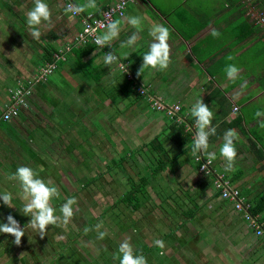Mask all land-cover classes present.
<instances>
[{"label": "crops", "instance_id": "crops-1", "mask_svg": "<svg viewBox=\"0 0 264 264\" xmlns=\"http://www.w3.org/2000/svg\"><path fill=\"white\" fill-rule=\"evenodd\" d=\"M116 1L97 0V9L86 11L100 13L102 9ZM44 2L52 10L53 24L41 27V39L36 41L29 34L27 25V12L34 6L33 0H0V111L8 105L10 93L14 88L28 81L33 85L28 95V103L21 108L19 116L0 124V193L10 192L13 195L14 205L13 208H9L0 198V211L9 208L11 210L8 209L6 215L11 214L13 217L18 216L14 212L23 208L24 201L17 203L19 199L13 192L19 196L22 192L17 188L18 181L8 179L9 175L15 173L20 166H27L33 170L40 168L36 172L39 178L44 177L47 170L54 169L55 166L60 169V161H66L65 159L68 161L69 156L65 151L72 150L69 144L72 136L77 134L74 129L87 127V119L90 117L92 122L95 120L93 115L83 111V106L89 105L97 109V101L101 104L107 102V99H102L96 91L93 92L94 99H90L87 97L88 90L87 92L81 90V94H77L70 88L62 85L57 87L53 82L49 83L48 78L36 79L48 58L47 50H50L49 53L52 55L62 54L65 51L67 59L59 60V65L73 59L69 70L71 75L65 72L66 75H70L73 82L76 80V75L84 74L81 67L75 63L73 56V50L78 49L72 41L81 28L79 17L75 23L69 25L64 13L67 0H44ZM85 2L86 0H75L76 4ZM261 12H263V0H135L129 2L124 15L116 19L139 16L142 19L143 30L137 32L131 25L122 23L120 35L111 42L110 47L133 72L139 83L148 86L152 93L166 103L182 106L180 114L186 125L185 131L190 133V142H184L179 146L172 137L175 135L176 141L179 142L182 135L178 138L175 130L169 129L172 121L166 123L161 117H158L162 120L161 125L147 140L150 141L163 132L166 138L164 146L173 159L166 170L158 173L156 182L166 185L165 179H171L173 184L176 183L175 180L182 178L181 174L195 175V182L201 185V189L196 191L197 195L193 194L194 197L188 198L194 200L199 199L197 198L199 196L200 200L206 202L205 204L211 201H223L225 206H231V214L243 221L242 214L234 209L232 203L219 196L214 186L216 176L198 169V164L192 155L196 126L190 109L202 99L213 111V125L216 126L217 131L215 135L209 137V151L216 154L212 168L217 175L223 176L233 187L238 188L250 203L252 213L257 215L258 219L264 220V128L260 127L264 116H255L257 111H264V37L257 17ZM157 23L170 30L171 63L167 70L145 68L138 76L137 73L143 63L142 56L149 51L153 42L152 37L149 36V29ZM214 30L221 34L218 38L213 37ZM133 34L138 36L136 45L121 48V43ZM67 47H70L69 51L65 50ZM105 53H108L106 47L96 46L95 50L84 59L92 63L98 75L102 76V72L108 71V80L116 81L117 78L118 81L119 76H113L112 72L123 76L122 71L118 65L113 66L111 70L104 64ZM33 54L39 57L37 63H33ZM229 55L234 59L228 60ZM98 57L101 59L97 63ZM229 64H234L240 69L239 77L235 81L229 80L226 75L225 69ZM76 67L80 70L79 74L75 71ZM79 78L84 83V79L81 76ZM91 80L93 79L90 78L88 83L92 86ZM124 80L123 84L118 83L120 99L126 105L124 107L127 108L132 103L138 106L140 101L147 100L145 98L136 101L134 97L127 96L124 84L128 83L132 89L134 84L127 78ZM245 82L247 86L241 87ZM113 93L115 95V92ZM131 97L133 100L130 99ZM69 99L76 101V104ZM80 102L82 109L78 112L76 110ZM74 105L77 108H74ZM235 106L238 108L235 109ZM138 116L136 119H139ZM158 118H152L153 123L157 122ZM143 124L144 119L136 125L131 135H138ZM229 129H235L239 134V140L235 142L237 158L231 169L227 168L226 161L220 156L219 151L223 144L224 133ZM140 145L144 147V141ZM49 151L55 156L49 155ZM63 152L66 154L63 155ZM49 158H56V162L52 163ZM189 159L191 161H188ZM55 169L51 173L52 176L56 171L57 173L60 171ZM163 180L164 182H160ZM165 185L162 187L164 190ZM168 188L170 189L169 186ZM158 192L159 198H167L168 201L179 197L173 196L174 191L170 190L167 193L159 190ZM168 204L166 208L168 212L159 208L158 219L152 227V231L159 233L154 241L163 240L165 248L167 250L171 248L170 251L168 250L169 254L166 253V261L163 264H243L246 258H248L247 264H264V238L255 235L254 229L247 221H244L245 228L242 233L233 228L230 230L231 236H227V231H221L216 224L218 220H214L212 216L213 214L221 216L222 209L216 208L211 203L207 207H201L203 203L200 205L194 203L190 211L187 210L190 216L185 215L187 217L182 228L185 237L178 239L176 232L183 223H180L179 219L177 223L175 210L170 208V202ZM203 209L210 216L198 220L197 211L202 212ZM21 221L23 224L26 222V220ZM202 221L204 224L200 223ZM6 222L7 219L3 223ZM140 223L141 221L138 225H141ZM215 226L217 228H214ZM141 227L145 228V225ZM213 230H220L222 234H215L212 239ZM187 242L193 243V245L189 244L193 257L187 252ZM194 246L203 248L204 253L199 254L202 253L200 250L193 251ZM153 248H158L155 243ZM181 258L186 263H181Z\"/></svg>", "mask_w": 264, "mask_h": 264}, {"label": "rangeland", "instance_id": "rangeland-1", "mask_svg": "<svg viewBox=\"0 0 264 264\" xmlns=\"http://www.w3.org/2000/svg\"><path fill=\"white\" fill-rule=\"evenodd\" d=\"M65 46H67V44H65ZM65 50L69 51L70 47ZM33 57V63H37L39 57L35 56V54H33ZM99 59H101V57L96 59L97 63ZM96 60L94 62H96ZM72 62L73 59L69 60L67 63L58 64L54 73L48 76L47 80L49 83L53 82L57 87L62 85L65 88H70L76 91L77 94H81V90L86 92L88 90L87 97L90 99H94L95 96L93 92L96 91V94L101 96L102 99H107L105 104H101L97 101V109L89 105L83 106L84 112L95 117V120H93L94 124L91 120L92 117H90L87 119V127L75 128L74 131H76L77 134L72 136L69 144L72 150L65 151L67 154L63 152V155L66 154L69 156L68 161L67 159H65L66 161L61 160L59 163L60 169L57 168V166L54 167V169L56 168L55 170H60L59 173L56 171L54 176L51 174L54 169L47 170L44 174V177L47 178L45 181L51 180L61 193L60 197L53 201V206L56 208L57 214H60V206L66 202L67 198H75L77 201V204L73 206L75 215L67 225L58 227L49 226L48 233L43 238L37 235V232L33 231L31 228H26V234L22 238L19 246L14 243L15 238L13 236L0 234V264H119L117 259L120 255L118 249L120 243L125 240L129 241L133 246L135 254H143L147 261L151 260L148 261V264H163L166 261V253L168 255V250L170 251L171 248L168 250L167 248L163 250L153 248L155 236L159 233L152 231V227L155 225V220L158 219L159 208H163V204L161 203L162 199L159 198V194L156 192L158 190L164 191L165 193H167L168 190L172 192L181 190L182 194L180 193V195H187L184 197L179 196L175 201H170L174 202L173 205H175L174 209L177 223L178 219L180 223H183H179L180 231L178 230L176 232L178 239H183V237H185L182 228L187 216H185L183 212L184 210L190 211L193 203H198V205L203 203L201 207H207L211 203V205L216 206V208L222 209V212H220L221 216L216 214L212 216L214 220H218L216 224H218L219 229L223 232L227 231V236H231L230 233L232 232H230V230L233 228L242 233L246 221L248 225L254 229L252 223L254 220H258V216L252 213L249 219L246 209L238 210V212L242 214L244 222L240 220V218H236L232 215L231 206H225L223 201H211L205 204L206 202L200 200L201 197L199 196H197L199 199L194 200L188 198L197 195L198 192L196 191L201 189V185L195 182L196 179L194 177L196 176H191V174H188V176L181 174L182 178L180 180H175L176 183L173 184L171 179H165L166 185L165 183L157 182L148 185L147 191L149 192V196H152V201L148 200L146 209L142 208L141 211H133L122 203L120 197L129 188L127 175L128 171H133L131 165L135 166V169L139 168L141 174L148 175L150 172L149 168L146 166L147 162L144 160L147 156H143L144 153L147 154V148L143 147L140 150L142 147V145H140L141 142H148L147 140L157 131L162 122L158 117L164 118L166 123H169L170 120H168L163 113L152 109L149 103H147V100H145V102L140 101L141 103L139 102L138 106L132 103L127 108L124 107L125 102L121 101L120 92H118L120 90V88H118V83L123 84V81H125L124 78H126L124 72H121L124 77L122 75H117L118 73L116 72H112L113 76H119V80L117 81L116 78V81H111V79L108 80L107 78L109 75L108 71L102 72L101 76L98 75L96 73L97 71L92 67V71H94L93 74L96 73L101 80H91V86L88 83L89 77L81 74L80 76L84 79V83L79 80V75H76L75 83L70 77L71 73L69 72ZM75 71L78 74L80 73L78 67L75 68ZM65 72L70 75H66ZM86 86L89 89L86 88ZM92 87L93 89H91ZM113 92H115V95ZM130 99L133 100L132 97ZM70 101L76 104V101ZM78 106V108L76 105L73 107L77 108V110H75L80 112L82 109L81 102ZM141 111L144 113L142 112V114H140ZM137 116L139 119H136ZM152 118H158L157 122L153 123ZM142 119H144V124L140 130V135H131L136 125L139 124ZM141 135L142 137H140ZM136 143H139V145H135ZM48 154L55 156L53 152L50 151ZM122 156L129 158L126 159V161H124L125 164H123V168L127 171L126 173L124 169L121 171V169L114 167L115 165L112 162V160L119 159ZM193 158L198 164V169H200L199 162L194 156ZM49 159L52 163L53 161L56 162V158ZM188 161L191 160L189 159ZM108 165L112 168L108 169ZM39 170L40 168L34 169L35 172ZM44 177H42V179ZM136 178L139 177L136 176ZM168 180H170V182ZM160 182H164V180ZM163 185H165V190L162 188ZM17 188L22 192L19 184ZM13 193L17 196L16 198L19 199L17 203L23 202L21 196L15 192ZM177 193H179V191H177ZM8 209L0 211L1 223L7 219L8 215H6V213ZM148 211H150V213ZM201 211L202 212L197 211V216L195 215L198 220L200 218L204 220L210 216L205 209ZM14 213L18 215L14 218L18 220L23 228L27 222H29L30 217L24 216L19 209ZM21 220H26L25 224H23ZM139 220L141 221V225H145V228L141 227V225L136 228L137 223L140 222ZM200 223L204 224V221ZM98 224L101 225L99 231L107 232L103 240L98 239V232L95 227ZM85 228L90 229V231L85 233ZM214 228L217 227L215 226ZM220 230H213L214 233L213 235L211 233V238L214 239L212 236H215V234H222ZM187 232H189V230ZM200 233L203 236L205 235L203 232ZM182 242L181 244H183ZM145 243L150 250L145 248ZM189 244L193 245L192 242H187L186 249H188L187 252H189L190 256L193 257ZM199 250L202 251V253H200ZM161 251L164 252V255H160ZM193 251H198L199 254L204 253L203 248L199 249L197 246H194ZM247 259L248 258L244 259L243 264H247ZM184 261L185 260L181 258V263H186Z\"/></svg>", "mask_w": 264, "mask_h": 264}, {"label": "clouds", "instance_id": "clouds-1", "mask_svg": "<svg viewBox=\"0 0 264 264\" xmlns=\"http://www.w3.org/2000/svg\"><path fill=\"white\" fill-rule=\"evenodd\" d=\"M34 6L27 12V25L29 34L34 40L41 39V27L51 26L53 24V13L51 8L44 0H33ZM97 0H86L83 4L69 3L64 8V13L69 25L76 22L77 17L89 9H97ZM122 23H127L137 30H143L142 19L139 16H127L123 20H109L105 25V31L100 35H95V43L100 48L111 47V42L118 38L121 32ZM95 31V30H94ZM213 37L218 38L221 34L214 30ZM149 36L153 42L150 44L149 51L143 57L141 69L137 75L140 76L145 68L164 71L167 70L171 63V47L169 44L170 30L161 24H153L149 29ZM138 36L133 34L126 41L122 42L120 47L135 46ZM95 55V53H94ZM228 60H233L234 57L229 55ZM104 64L112 70L113 66L119 64V57L114 52H108L104 55ZM229 80L235 81L239 77L240 69L229 64L225 69ZM246 82L241 87H246ZM20 93L18 92L17 95ZM192 117L195 118L196 135L193 140L192 155L197 159H201V155L206 157L207 164L203 165L207 169L208 165L216 159V154L209 151V137L216 134L217 128L213 125L214 113L202 99L192 105L190 109ZM256 117L264 116V111H257ZM260 127L264 128V121H261ZM239 140V134L235 129H229L224 133L223 144L220 147V156L226 161L228 169H231L237 158L236 141ZM8 179L18 181L22 190L21 198L24 201L23 208L20 209L24 216L30 217L29 222L22 228L20 223L12 216H7V223L0 224V234H8L13 236L14 243L20 245L22 238L26 234V228H31L37 232L41 238L47 235L49 226L58 227L67 225L75 215L74 205L77 204L75 198H67L66 202L60 206L57 214L56 208L53 206V201L61 195L55 184L49 180L45 181L39 178L38 174L30 167L20 166L16 172L9 175ZM3 204L9 208L14 205L13 195L10 192L0 193ZM98 239L103 240L107 232L99 231L101 225H96ZM90 229L85 228V233ZM155 246L163 250L165 243L163 240L157 239L154 241ZM119 256L117 257L119 264H148L146 257L143 254H135L133 246L129 241L125 240L119 245ZM160 255H164L161 251Z\"/></svg>", "mask_w": 264, "mask_h": 264}, {"label": "built area", "instance_id": "built-area-1", "mask_svg": "<svg viewBox=\"0 0 264 264\" xmlns=\"http://www.w3.org/2000/svg\"><path fill=\"white\" fill-rule=\"evenodd\" d=\"M133 1L135 0H117L114 4L102 9L100 13H95L94 11H85L80 14L78 17L81 22V28L77 31L75 38L72 41L73 45L80 47L91 43L98 46L95 43V35H100L105 31L104 25L109 20H115L116 17L123 16L125 13L126 6L129 4V2ZM69 3L76 4L75 0H67L66 5ZM257 17L258 22L260 23L264 31L263 12L259 13ZM67 49H69V47H67ZM108 52H112V50L110 49ZM66 59L67 58L65 52L62 54L55 53L53 55L52 60L46 61L43 64L36 79H47L48 76H50L56 70L58 61ZM118 67L122 72H124L127 80L133 82V88L136 89L139 94L147 98L148 102L154 110L160 111L169 118L176 119L178 122H184V119L180 114L182 108L180 104L166 103V101L152 93L148 86H145L136 80V77L133 72H131L128 69L127 65L123 63L120 59ZM32 86V82L28 81L26 84L22 83L11 91L8 105H6L4 109L0 111V123L10 121L19 116L21 108L25 107L28 103L27 99L28 95L32 91ZM18 92L20 93L19 95H17ZM237 108L238 107L235 106V109ZM197 161L200 164V171L214 174L216 176L214 186L218 191L219 196L222 199L231 202L234 209H236L237 211L241 209H246L247 217L250 219V214H252L251 205L242 195L241 191L238 188L233 187L230 182L226 180L223 176L217 175L214 172V169L212 168L213 161L210 165H208L207 169L203 168V165L207 164L206 157L201 155V159ZM252 226L254 228L255 235L264 238V220H254Z\"/></svg>", "mask_w": 264, "mask_h": 264}, {"label": "trees", "instance_id": "trees-1", "mask_svg": "<svg viewBox=\"0 0 264 264\" xmlns=\"http://www.w3.org/2000/svg\"><path fill=\"white\" fill-rule=\"evenodd\" d=\"M107 8V7H105ZM99 13V12H98ZM263 14H264V0H263ZM263 37H264V31H263ZM78 49H74L73 50V56H74V60L75 63L78 64L81 69L82 72L84 73V76L89 77V79H96L98 80L100 77H98L97 74L99 73H95L93 74L94 71H92V63L85 61V57L90 54L91 52H93L96 48L95 44H86L84 46H80L77 47ZM108 49V51L110 50V47H106ZM48 53L47 55V59L46 61H50L53 58L52 53H49L50 50L46 51ZM113 52V51H112ZM125 87V93L127 96H132L135 98L136 101L138 100H144L145 97L141 94H139L135 89H132L131 87L128 86V83L124 84ZM160 112V111H158ZM165 115V114H164ZM167 118H169L168 116H166ZM170 121H172V123L170 124L169 129L170 130H175L177 137L179 138V135L181 136L179 142H177V138L175 137V135H173V139L174 141L179 145L182 146L181 144L187 143L191 141V137H190V133L185 131V127L186 125L184 124V122H178L176 119H171L169 118ZM3 123V122H1ZM0 123V124H1ZM165 136L163 135V132L159 133L158 135H156L153 139H151L150 141L144 143V148H147V154H143V156H147L144 160L145 162H147V167L149 168L150 172L148 175L145 174H141V171H139L138 169H135V166H132L133 171H128V175H127V179L129 180V188L128 190H126L123 195L120 197V201L122 203H124L127 207H129L130 209H132L133 211H138L143 209H146V205L148 203V200L152 201V196H149V192L147 191V186L148 185H152L156 182V176L158 175V173L163 172L164 170H166V168L169 166V164L172 162V157L170 156V153L168 152V150L166 149V147L164 146V141H165ZM193 146V144H192ZM143 147L140 148V150ZM127 158L126 156H122L119 159H114L112 160L113 164L115 165L114 167H117L119 169H122L121 171H123V164L124 161H126ZM122 165V166H120ZM112 167L108 165V169H111ZM124 172L126 173L127 171L124 169ZM139 177V178H136ZM177 191H179V193H177ZM159 195L160 193L158 191H156ZM181 190H175L173 193V196H182L180 195ZM182 194V193H181ZM179 198V197H176ZM162 199V206L164 209V212H168L166 209L169 206V202L170 201H175V199L168 201L167 198H161ZM167 204V205H166ZM173 204L174 202H170V208H173ZM196 205H198V203H195ZM194 205V203H193ZM155 206V205H154ZM193 207V206H192ZM153 208V207H152ZM150 213V211H148ZM189 211L184 210V214L187 216ZM140 221V220H139ZM138 223L136 228L138 227ZM145 248H148V250H150V248L144 244Z\"/></svg>", "mask_w": 264, "mask_h": 264}]
</instances>
